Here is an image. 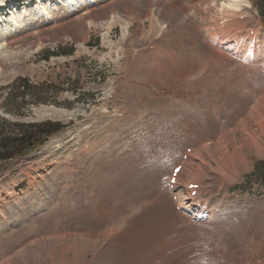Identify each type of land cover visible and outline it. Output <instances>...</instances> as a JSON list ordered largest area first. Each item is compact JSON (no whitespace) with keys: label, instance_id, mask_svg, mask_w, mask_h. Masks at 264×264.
<instances>
[{"label":"rangeland","instance_id":"rangeland-1","mask_svg":"<svg viewBox=\"0 0 264 264\" xmlns=\"http://www.w3.org/2000/svg\"><path fill=\"white\" fill-rule=\"evenodd\" d=\"M75 1L0 34V264H264V0Z\"/></svg>","mask_w":264,"mask_h":264},{"label":"bare ground","instance_id":"bare-ground-1","mask_svg":"<svg viewBox=\"0 0 264 264\" xmlns=\"http://www.w3.org/2000/svg\"><path fill=\"white\" fill-rule=\"evenodd\" d=\"M22 2H23V4L22 5H24V7L30 2V1H33V0H21ZM35 1H37L36 2V5H37V8H34V11H37L38 10V12L39 13H41V14H43V8H42V6L44 5V6H49V5H53V4H55L56 6L58 5V7L60 6V8H62V6H66L65 4H62V2H65L66 4H67V7H75L76 9H78V8H80V7H76V6H72L76 1L75 0H35ZM83 0H80L78 3L80 4V2H82ZM5 1L4 0H0V11L2 10L1 8L3 7V4H5L4 3ZM88 2V1H87ZM238 2V1H237ZM8 3H10V4H8L7 6H4V8L3 9H5L6 7H7V9L8 8H10V6H12V7H15V6H17V3H19V0H14V1H12V0H9V2ZM77 3V4H78ZM239 3V2H238ZM82 4H84V3H82ZM81 4V5H82ZM242 4V3H241ZM34 6V5H33ZM23 7V8H24ZM82 7V6H81ZM22 8V7H21ZM60 8H58V9H60ZM14 9V8H13ZM33 11V12H34ZM10 12V11H9ZM24 12V11H23ZM14 14H16L15 16H13V18L11 19L12 20V22L11 23H9L8 21V25H1L0 26V30H1V32H3L4 31V29H12L11 27L12 26H16V24H19V23H21V22H23V19L24 18H22V16H21V14L20 13H17V12H15ZM37 15H38V13H37ZM5 16V15H4ZM8 16V15H7ZM17 16V17H16ZM29 16V18L27 19V21H25L24 23H27V22H29L32 18H30V15H28ZM0 17H3V15L1 16V14H0ZM31 17H35V15L33 14V16H31ZM5 18V17H4ZM173 18V17H172ZM185 19V18H184ZM6 21V20H5ZM10 24V25H9ZM237 24V23H236ZM241 25V24H240ZM170 29H173V28H170ZM13 30V29H12ZM240 38V37H239ZM249 48V47H248ZM252 53V52H251ZM237 54V53H236ZM250 54V53H249ZM3 64H2V60H0V67L2 66ZM246 124V123H245ZM128 141V140H127ZM220 144H221V147L223 146V142L221 143L220 142ZM258 144H259V142H258ZM257 144V145H258ZM225 145V144H224ZM254 148H255V150H258V148H256L255 146H254ZM244 154V153H243ZM109 155V154H108ZM105 156V155H104ZM218 158V157H217ZM106 159V158H105ZM227 160V159H226ZM114 163V162H113ZM191 163V162H190ZM116 165V164H115ZM186 165H188V164H186ZM190 165V164H189ZM194 165V164H193ZM113 166V165H112ZM189 167V166H188ZM115 170V169H114ZM229 170V169H228ZM189 171V170H188ZM222 171V170H221ZM225 170H223L222 172H224ZM117 172V171H116ZM213 172V171H212ZM216 173H218V172H216ZM183 174V173H182ZM202 175V174H201ZM222 176V175H221ZM200 177V176H199ZM224 178V177H223ZM196 179V178H195ZM223 180V179H222ZM204 193V192H203ZM187 200V199H186ZM189 201V200H188ZM191 201V200H190ZM206 205V204H205ZM205 205H204V208H205ZM191 207V206H190ZM184 214V213H183ZM184 216V215H183ZM210 223V222H209ZM61 239V238H60ZM248 243V242H247Z\"/></svg>","mask_w":264,"mask_h":264},{"label":"trees","instance_id":"trees-1","mask_svg":"<svg viewBox=\"0 0 264 264\" xmlns=\"http://www.w3.org/2000/svg\"><path fill=\"white\" fill-rule=\"evenodd\" d=\"M59 131H60V128H58V126L51 125V127H49V129H47L46 131H42L41 133H39L40 135L37 138L32 139V141H33L32 144H40V143H42V141H43V139L45 137H48L49 135H51L53 133H57ZM27 141H29V140H27ZM21 142L22 141H19L16 144H21ZM32 144H31V141H30V143L26 145V148H28V146H32ZM29 152L30 151H28V150H22V151H20L19 155H17V156L18 157H22V156L28 155ZM8 155H10V153H8Z\"/></svg>","mask_w":264,"mask_h":264}]
</instances>
